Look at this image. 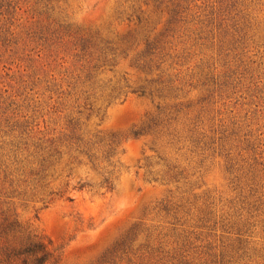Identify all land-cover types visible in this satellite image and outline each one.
Returning a JSON list of instances; mask_svg holds the SVG:
<instances>
[{
	"label": "rangeland",
	"instance_id": "1",
	"mask_svg": "<svg viewBox=\"0 0 264 264\" xmlns=\"http://www.w3.org/2000/svg\"><path fill=\"white\" fill-rule=\"evenodd\" d=\"M44 252L264 264V0H0V264Z\"/></svg>",
	"mask_w": 264,
	"mask_h": 264
},
{
	"label": "trees",
	"instance_id": "2",
	"mask_svg": "<svg viewBox=\"0 0 264 264\" xmlns=\"http://www.w3.org/2000/svg\"><path fill=\"white\" fill-rule=\"evenodd\" d=\"M42 250H43V247H42L41 243L34 242L29 247H27L25 249V252L37 254L39 251H42ZM44 253L45 254H43L41 256L35 257V264H42L43 262H45L48 259L47 253L46 252H44Z\"/></svg>",
	"mask_w": 264,
	"mask_h": 264
}]
</instances>
